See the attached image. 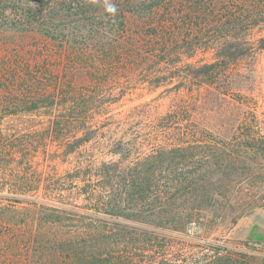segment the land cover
I'll list each match as a JSON object with an SVG mask.
<instances>
[{
	"label": "trees",
	"instance_id": "trees-1",
	"mask_svg": "<svg viewBox=\"0 0 264 264\" xmlns=\"http://www.w3.org/2000/svg\"><path fill=\"white\" fill-rule=\"evenodd\" d=\"M255 27L264 0H0V264H242L210 243L167 258L163 236L121 220L207 237L231 198L214 168L239 160L224 144L160 137L195 93L224 94L228 71L264 49ZM200 51L209 59L188 61ZM173 81L184 93L149 120L161 143L136 152L107 106Z\"/></svg>",
	"mask_w": 264,
	"mask_h": 264
},
{
	"label": "rangeland",
	"instance_id": "rangeland-1",
	"mask_svg": "<svg viewBox=\"0 0 264 264\" xmlns=\"http://www.w3.org/2000/svg\"><path fill=\"white\" fill-rule=\"evenodd\" d=\"M251 33L257 38L264 35V28L255 27ZM209 57L208 53L200 51L188 61L200 64ZM175 82L158 87L138 84L119 101L107 106L106 114L111 116L114 128L123 125L117 129L125 131L132 139L136 152L151 153L154 146L161 143L149 120L165 112L170 103L179 98L183 91L177 96L173 87ZM222 84L224 87L220 90L224 94L214 92V95L205 96L195 93L196 101L186 109L183 119L167 126L160 137L165 140L173 131L182 133L188 140L201 138V142L217 147L224 144L226 152L223 156L227 160H239L228 168H214L215 175L226 176L224 180L230 185L231 198L217 206L219 218L211 225L207 237L194 226L186 232H175L154 226L152 221L142 223L129 219L121 222L163 236L164 239L159 241L169 248L167 258L173 259L179 254L189 259L201 257L207 252L205 244L210 243L230 249L242 264H264V49L243 57L228 71ZM204 99L206 106L198 103ZM199 126H206L208 131H199ZM202 156V153L195 154L191 159ZM61 169L63 166H59ZM239 208H242V215L232 222L231 214ZM224 212H228L229 217L220 221ZM253 225L263 236V241L253 244L254 249L251 247L254 239L250 238ZM244 241L248 243L244 244Z\"/></svg>",
	"mask_w": 264,
	"mask_h": 264
}]
</instances>
